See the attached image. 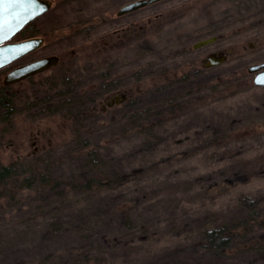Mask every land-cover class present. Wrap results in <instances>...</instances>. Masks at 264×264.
<instances>
[{"label":"rangeland","instance_id":"rangeland-1","mask_svg":"<svg viewBox=\"0 0 264 264\" xmlns=\"http://www.w3.org/2000/svg\"><path fill=\"white\" fill-rule=\"evenodd\" d=\"M50 1L15 39L43 35L37 57L74 48L58 72L102 87L63 98L60 79L40 82L56 69L8 84L0 162L29 179L0 196V264H264V86L248 71L264 63V0H161L124 15L135 0ZM221 51L225 62L204 65ZM27 58L0 69V87ZM81 106L91 113L77 121ZM92 176L109 184L78 180ZM227 223L240 235L220 253L204 231Z\"/></svg>","mask_w":264,"mask_h":264},{"label":"water","instance_id":"water-1","mask_svg":"<svg viewBox=\"0 0 264 264\" xmlns=\"http://www.w3.org/2000/svg\"><path fill=\"white\" fill-rule=\"evenodd\" d=\"M158 1L161 0H135L126 3L120 7L118 15L131 12ZM50 7V0H31L28 4H19L15 7L5 5L3 7L5 26L3 30L0 31V69L42 45V37H30L17 41L12 40L26 24L48 11ZM216 40L217 36L213 35L196 41L193 43V47L199 48ZM227 59L228 56L225 52H213L206 57L204 65L210 67L221 64ZM55 63H57L56 56H47L28 64L19 65L6 73L3 82L5 85H8L24 80L33 74L49 68ZM248 71L256 73L254 77V83L256 85L264 86V63L253 64L248 67ZM119 97L120 96H116V100H112L108 105L112 106L119 102ZM125 98L126 95L122 94L121 100Z\"/></svg>","mask_w":264,"mask_h":264},{"label":"trees","instance_id":"trees-1","mask_svg":"<svg viewBox=\"0 0 264 264\" xmlns=\"http://www.w3.org/2000/svg\"><path fill=\"white\" fill-rule=\"evenodd\" d=\"M31 23H28L27 25H25V27L20 31L21 34H24L26 32V30L28 29V26H30ZM37 31V30H35ZM29 33H35L33 31L29 32ZM10 88V85H4V83H1V87H0V107H5L6 109H9L11 106V97L8 93V89ZM132 102H125V106L126 108L129 106L130 110L132 108L133 105H135L136 103V99L131 100ZM89 104V103H88ZM95 105L99 104V103H94ZM96 107H92V110H96ZM88 110H85V107H79L77 108L74 112H73V117L77 118V121L81 120L82 115L87 114L88 112L91 113L90 111V107H86ZM9 114V113H8ZM90 115V114H89ZM4 116H7L6 114ZM1 119H3V117H1ZM0 119V120H1ZM76 120V119H75ZM76 121V122H77ZM78 129V128H77ZM31 170L32 172H36L38 171L37 168H29L28 171ZM35 175H33L34 177ZM19 178H22L23 181L24 180H28L29 177H25L24 178V171L21 168V164L19 163V161H11L7 164L0 162V196H4L7 192L8 189H6V185H8L9 183L11 184V182H15L17 181ZM104 178V176H92V177H88L85 179H78L81 180V182L83 183L82 186H86V187H92L93 185H97V186H105L107 184H109V182L103 181L102 179ZM45 180L49 183L47 184H52L56 187L57 184L61 183L60 179H55L52 176H45ZM110 180V179H108ZM20 186V185H19ZM10 193V192H9ZM246 225L248 223H245ZM230 223L227 224H223L221 226L218 227H213V228H209L206 229L204 231V240H206L207 242L209 241L208 244H210V247L212 249H214L217 252L220 253H227L228 250H230L231 248H233L234 246V241L236 238L239 237L240 232L237 228L236 225L232 224V226H230ZM244 225V226H246ZM248 226V225H247ZM242 234V233H241ZM14 264H24L23 262H17Z\"/></svg>","mask_w":264,"mask_h":264},{"label":"flooded vegetation","instance_id":"flooded-vegetation-1","mask_svg":"<svg viewBox=\"0 0 264 264\" xmlns=\"http://www.w3.org/2000/svg\"><path fill=\"white\" fill-rule=\"evenodd\" d=\"M137 10V9H136ZM136 10H133V11H136ZM133 11H131V12H133ZM127 13H129V12H127ZM127 13H125V14H127ZM122 15H124V14H122ZM29 23H31V22H29ZM217 36V35H216ZM30 37H42L43 38V43H42V45L40 46V47H38V48H36L35 50H32L31 52H29V53H27V54H25L24 56H22V57H20L19 59H21V58H24V57H28L27 58V60H26V62H24V63H18V64H16V65H14L13 67H11L10 69H9V71L10 70H12L13 68H15V67H17V66H19V65H23V64H28V63H31V62H33V61H35V60H37V59H40V58H43V57H47V56H56L57 57V63H55V64H53L52 66H50L49 68H47V69H45V70H43V71H41V72H39V73H36V74H33V75H31V76H29V77H27V78H25V80H31V79H34L35 78V76H37L38 74H41V73H43V72H45V71H54V69H56V67L58 66V65H62L63 67H68V68H70V66H71V64H72V62L73 61H76V57H78L79 56V54L77 55L76 54V50L73 48V51L71 50V53L69 52V49H61V50H59L58 52H52V53H49V54H45V55H42V56H39V57H37V56H33L34 55V53H36V51H39L41 48H42V46L44 45V43H45V37L43 36V35H35V34H30V35H28V36H26L25 38H23V39H26V38H30ZM16 38V36L13 38V40L12 41H17V39H15ZM217 39H218V37H217ZM19 40H22V39H19ZM221 52H223V51H221ZM227 55H228V53L227 52H225ZM104 57V59L102 60V61H104V63H108V61L110 60V58H109V56L106 54V55H103ZM75 57V58H74ZM19 59H17V60H19ZM206 59V58H205ZM17 60H15V61H17ZM15 61H13L12 63H14ZM204 62H205V60H204ZM12 63H10V64H12ZM65 65H64V64ZM76 63V62H75ZM9 64V65H10ZM8 71V72H9ZM55 76V78H57L58 80L60 79V82L58 83V84H61V85H64L65 87H62L61 88V94H63V95H60V96H62L63 98L64 97H67L66 96V94H72V93H75V94H79L80 93V91H83V92H86L87 90H89V89H91V88H99V87H102V83H101V81L98 83V82H96V83H91V84H89V83H86V84H82V83H80L79 81H77V82H73V79H72V76L73 75H70L69 73H68V70L67 69H64L63 71H61V72H58V70L56 69L55 71H54V74H52V75H50L48 78H46V79H41L40 80V82L41 83H48V82H50L51 81V79H53V78H51V76ZM256 75V74H255ZM35 80V79H34ZM24 81V80H23ZM22 82V81H21ZM94 86V87H93ZM104 86V85H103ZM65 94V95H64ZM98 95V97L97 96H95V97H93L92 99H89L88 101L89 102H96V103H98L99 102V100L98 99H100L99 98V93H97ZM100 96H104V93L103 94H101ZM116 96H118V95H114V97H112L111 99H110V101L109 102H107V104L108 103H110L112 100H116ZM97 97V98H96ZM127 97V96H126ZM104 100H105V98H104ZM86 101H87V99H86ZM87 101V102H88ZM103 102V101H102ZM113 106V105H112ZM109 107H111L110 105L108 106V108Z\"/></svg>","mask_w":264,"mask_h":264},{"label":"snow or ice","instance_id":"snow-or-ice-1","mask_svg":"<svg viewBox=\"0 0 264 264\" xmlns=\"http://www.w3.org/2000/svg\"><path fill=\"white\" fill-rule=\"evenodd\" d=\"M31 0H0V31L3 30L4 25V13L3 7L5 5H11L13 7L18 6L19 4H28Z\"/></svg>","mask_w":264,"mask_h":264},{"label":"bare ground","instance_id":"bare-ground-1","mask_svg":"<svg viewBox=\"0 0 264 264\" xmlns=\"http://www.w3.org/2000/svg\"><path fill=\"white\" fill-rule=\"evenodd\" d=\"M19 59V58H18ZM9 65V64H8ZM7 66V65H6ZM16 68V67H15ZM14 69V68H13Z\"/></svg>","mask_w":264,"mask_h":264}]
</instances>
